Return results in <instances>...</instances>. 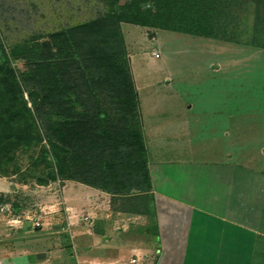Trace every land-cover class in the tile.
<instances>
[{
  "label": "rangeland",
  "instance_id": "374dc122",
  "mask_svg": "<svg viewBox=\"0 0 264 264\" xmlns=\"http://www.w3.org/2000/svg\"><path fill=\"white\" fill-rule=\"evenodd\" d=\"M85 1L0 0V126L18 114L13 125L31 138L0 161V248L15 218L42 228L41 208L56 202L47 187L96 184L113 150L141 142L134 84L147 124L183 117L184 106L236 105V122L264 138V0H222L231 18L213 38L85 24ZM204 76H238L237 88L220 92Z\"/></svg>",
  "mask_w": 264,
  "mask_h": 264
},
{
  "label": "crops",
  "instance_id": "0c3cea01",
  "mask_svg": "<svg viewBox=\"0 0 264 264\" xmlns=\"http://www.w3.org/2000/svg\"><path fill=\"white\" fill-rule=\"evenodd\" d=\"M204 77L237 88L238 76ZM134 89L141 142L113 150L96 184L47 187L42 228L11 220L0 264H264V138L236 105L147 124Z\"/></svg>",
  "mask_w": 264,
  "mask_h": 264
},
{
  "label": "trees",
  "instance_id": "16d2710c",
  "mask_svg": "<svg viewBox=\"0 0 264 264\" xmlns=\"http://www.w3.org/2000/svg\"><path fill=\"white\" fill-rule=\"evenodd\" d=\"M224 3L222 0L221 3L218 0H86L80 7L93 15L83 22L85 24L108 19L116 23L213 38L216 36V23L231 18L230 8L225 9ZM5 100L6 97L0 96V110ZM18 116L15 115L13 122H2L4 125L0 126V161L31 143L25 129L13 125L19 121ZM102 116L100 118L105 119L106 116Z\"/></svg>",
  "mask_w": 264,
  "mask_h": 264
}]
</instances>
